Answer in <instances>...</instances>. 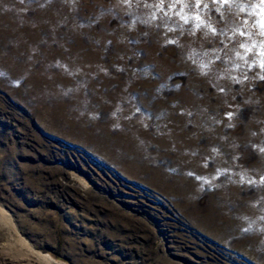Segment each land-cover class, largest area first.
Instances as JSON below:
<instances>
[{"label": "rangeland", "instance_id": "374dc122", "mask_svg": "<svg viewBox=\"0 0 264 264\" xmlns=\"http://www.w3.org/2000/svg\"><path fill=\"white\" fill-rule=\"evenodd\" d=\"M159 2L0 0V264H264V4Z\"/></svg>", "mask_w": 264, "mask_h": 264}, {"label": "snow or ice", "instance_id": "6c2138e0", "mask_svg": "<svg viewBox=\"0 0 264 264\" xmlns=\"http://www.w3.org/2000/svg\"><path fill=\"white\" fill-rule=\"evenodd\" d=\"M117 2L120 3V4H122V5H124V6H126V8L129 10L128 11V14L129 15H132V12L130 10H131V7H132V5L134 3V0H117ZM179 2H180V0H177V3H179ZM212 2L213 3H217V0H212ZM21 3H23V0H21ZM228 3H229V0H219L220 6L219 7H216L214 9L215 13L219 15V18L220 19H225L226 18L224 16V13L222 12V8H223L224 5H227ZM261 3L264 4V0H261ZM144 6L145 7H148V8H151L152 7V5L151 4H148V3H145ZM194 7H195V9H201L200 0H196V3L194 5ZM208 7H209V5L207 3H205L203 5V9L204 10L208 9ZM174 8H175V4L169 5V10L166 11L165 8H164V0H160L159 4L156 5L155 10L151 13L150 19L149 20H143L142 23H149L150 21L156 20L157 19V13L158 12H163L164 16L170 17L171 16V10L174 9ZM185 8L191 9L192 8V5L184 4L183 6H181L179 8L178 11L175 12V15L178 16L180 18V20L183 21V24H185V25L189 24V21L190 20H193L194 21V26H193V29L191 30V34L192 35H195L196 34V30H200L202 28H207V31L204 32V36L205 37H207L209 35V32H211L213 35L216 34L217 29L212 26V24L210 22V20H211L210 17H209L208 20H205L203 18V16H202V12H196L194 15H190L188 13H185ZM240 10L243 11L244 9L241 8ZM261 14H264V8L261 9ZM136 19H139V17H137ZM244 23L247 24V21H245ZM257 23L259 24V26H260L261 29H264V19H261V20L257 21ZM134 24H135V20H133V25ZM168 30L169 31H173L174 29L169 28ZM221 34L223 35V30H221ZM240 34L241 35H245V33H243V32H241ZM260 35L264 36V31H261ZM168 43H175V41L169 40ZM255 46H256L255 41H253L252 47H255ZM241 47H245V44L244 43H241ZM252 47L247 48V51L250 52L252 50ZM236 55L237 56H240V53L237 52ZM260 55L264 56V52L260 53ZM241 59H243V57H241ZM216 60H220V56L219 55H216ZM245 63H248V61L245 60ZM252 63L254 64L255 61H253ZM210 64H211V61H209L208 63L201 62L199 64L201 73L203 75H207L208 74V71L210 70ZM235 67L239 68V67H241V65L236 64ZM249 67H251V65ZM260 68L261 69H264V62L260 63ZM259 78L261 80H264V75H260ZM231 79H232V81L234 83H237V84H242L243 83V80L238 79L235 76H232ZM243 79L244 80L248 79L247 75H245ZM219 91L220 92H223L224 91V88L221 87L219 89ZM137 111H139V109H137ZM233 115H234V113H232V112L226 113V117L230 121H231ZM233 126L234 125H232L231 123H229V125H228V127H230V128L233 127ZM213 151H217V150L216 149H213ZM260 151L261 152H264V148H261ZM205 167H207V165H205ZM221 174L222 173L218 170L217 176L214 177V179L219 178V176ZM188 175H192V173H188ZM197 179H201V178L200 177H197ZM244 180H245V177L243 175H241V182H243ZM261 182L264 183V177H261ZM205 183H209V181L205 180ZM248 183H254V181L249 180ZM262 219H264V217H262ZM249 227H251V226H249ZM248 230L249 229H244V231H246V232Z\"/></svg>", "mask_w": 264, "mask_h": 264}, {"label": "bare ground", "instance_id": "6f19581e", "mask_svg": "<svg viewBox=\"0 0 264 264\" xmlns=\"http://www.w3.org/2000/svg\"><path fill=\"white\" fill-rule=\"evenodd\" d=\"M3 216H4V212L2 209H0V217H3ZM21 244H23V243L21 242ZM36 256H38L40 259L44 260L45 262H50L49 259H51L49 256H44V255H41L39 253H36Z\"/></svg>", "mask_w": 264, "mask_h": 264}]
</instances>
